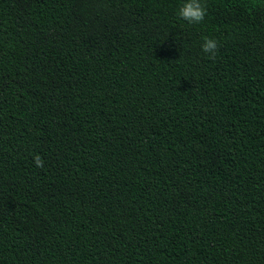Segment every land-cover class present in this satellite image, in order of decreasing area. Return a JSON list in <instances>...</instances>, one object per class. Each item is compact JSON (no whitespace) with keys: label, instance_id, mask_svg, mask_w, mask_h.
<instances>
[{"label":"trees","instance_id":"trees-1","mask_svg":"<svg viewBox=\"0 0 264 264\" xmlns=\"http://www.w3.org/2000/svg\"><path fill=\"white\" fill-rule=\"evenodd\" d=\"M183 2L0 0V264H264V0Z\"/></svg>","mask_w":264,"mask_h":264},{"label":"clouds","instance_id":"clouds-1","mask_svg":"<svg viewBox=\"0 0 264 264\" xmlns=\"http://www.w3.org/2000/svg\"><path fill=\"white\" fill-rule=\"evenodd\" d=\"M207 11L201 0H184V2L177 9V16L189 24H199L204 20ZM219 44L214 38H203L201 50L207 54L210 59H215L218 52ZM34 163L37 167H43L44 161L41 156L36 154Z\"/></svg>","mask_w":264,"mask_h":264}]
</instances>
